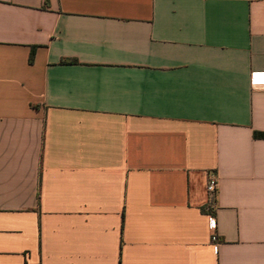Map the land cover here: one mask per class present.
<instances>
[{"label": "crops", "instance_id": "obj_1", "mask_svg": "<svg viewBox=\"0 0 264 264\" xmlns=\"http://www.w3.org/2000/svg\"><path fill=\"white\" fill-rule=\"evenodd\" d=\"M0 264H264V0H0Z\"/></svg>", "mask_w": 264, "mask_h": 264}, {"label": "built area", "instance_id": "obj_2", "mask_svg": "<svg viewBox=\"0 0 264 264\" xmlns=\"http://www.w3.org/2000/svg\"><path fill=\"white\" fill-rule=\"evenodd\" d=\"M217 185H218L217 177L214 174H209L205 185L206 202L204 206V213L208 219L209 226L213 231L215 230L216 227L214 213L216 211ZM211 241L216 242L217 237L213 235L211 237Z\"/></svg>", "mask_w": 264, "mask_h": 264}, {"label": "trees", "instance_id": "obj_3", "mask_svg": "<svg viewBox=\"0 0 264 264\" xmlns=\"http://www.w3.org/2000/svg\"><path fill=\"white\" fill-rule=\"evenodd\" d=\"M32 61H33V54H31L30 57H29V63L31 64ZM261 136H262V135H261Z\"/></svg>", "mask_w": 264, "mask_h": 264}]
</instances>
